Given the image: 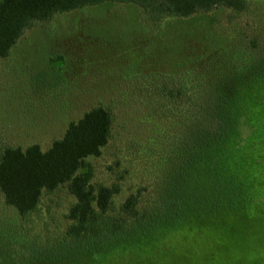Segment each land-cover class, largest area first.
Returning <instances> with one entry per match:
<instances>
[{"label": "rangeland", "instance_id": "rangeland-1", "mask_svg": "<svg viewBox=\"0 0 264 264\" xmlns=\"http://www.w3.org/2000/svg\"><path fill=\"white\" fill-rule=\"evenodd\" d=\"M244 2L241 11L220 7L182 20L153 8L111 4L33 23L0 59V148L37 144L46 151L70 122L101 106L112 117L111 138L99 157L88 159L90 184L94 190L117 185L119 192L96 230L107 218L124 219L120 206L130 195L137 197L138 212L153 209L184 136L179 106L160 102L162 89L154 86L162 76L195 73L204 80L199 73L208 71L204 62L214 50L225 60L221 68L242 58L264 59V0ZM170 78L165 82L174 88L178 82ZM74 203L64 184L42 191L35 211L21 218L0 195L6 251L42 257L68 251L67 215ZM129 225L96 232L97 242L123 236ZM138 251L105 264H264V217L202 225Z\"/></svg>", "mask_w": 264, "mask_h": 264}, {"label": "trees", "instance_id": "trees-1", "mask_svg": "<svg viewBox=\"0 0 264 264\" xmlns=\"http://www.w3.org/2000/svg\"><path fill=\"white\" fill-rule=\"evenodd\" d=\"M111 4L153 8L152 13L180 20L220 7L234 11L245 7L244 0H0V59L8 56L35 22ZM218 53L214 50L205 60L208 71L199 73L204 80L195 73L157 80L154 87L158 92L162 89L158 100L180 108L182 151L153 209L138 212L137 197L130 195L120 206L124 219L104 221L103 230L110 233L129 222L131 227L123 236L97 242L96 232L103 231L96 230L98 217L108 212L119 192L117 185L94 190L90 184L88 159L99 157L111 138L112 117L107 109L96 106L84 112L46 151L37 144L0 148V195L19 217L35 211L42 191L67 184L75 198L67 215L72 224L65 244L73 243L68 251L30 256L14 253L16 249L6 251L0 240V264L111 263L202 225L264 217V59L258 58L257 63L255 58H242L238 65L229 62L221 68L225 60ZM167 78L178 84L172 88Z\"/></svg>", "mask_w": 264, "mask_h": 264}]
</instances>
